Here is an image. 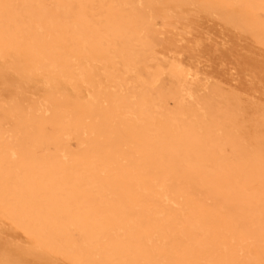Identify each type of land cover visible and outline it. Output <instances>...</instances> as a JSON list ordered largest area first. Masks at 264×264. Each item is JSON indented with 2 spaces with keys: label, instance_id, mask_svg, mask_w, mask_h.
Segmentation results:
<instances>
[{
  "label": "bare ground",
  "instance_id": "1",
  "mask_svg": "<svg viewBox=\"0 0 264 264\" xmlns=\"http://www.w3.org/2000/svg\"><path fill=\"white\" fill-rule=\"evenodd\" d=\"M193 9L264 34V0H0V264H263L262 163L164 25Z\"/></svg>",
  "mask_w": 264,
  "mask_h": 264
},
{
  "label": "rangeland",
  "instance_id": "2",
  "mask_svg": "<svg viewBox=\"0 0 264 264\" xmlns=\"http://www.w3.org/2000/svg\"><path fill=\"white\" fill-rule=\"evenodd\" d=\"M54 2L55 0H48L49 4ZM173 15L170 19L162 20L165 21L164 25L181 35L184 41V48H181L183 62L186 68L190 66L193 69L191 79L194 81L192 83L196 84L194 94L197 97L202 94L205 85L212 95L214 92L221 94V106L227 110V114H222L221 121L213 128L211 139L225 137L233 132L234 136L239 134V143L248 142V156L256 163L261 162L264 171V136L250 138L254 131L264 134V34L259 35L254 30L233 25L232 21L222 14L193 9L186 15ZM199 37L203 39L202 49L193 48L186 43ZM7 78L4 77L0 81L9 86L10 80ZM172 89L171 83L166 80L164 92L170 93ZM106 95H100L101 110L110 106ZM168 101L169 110H180L175 95ZM189 102L186 97L184 103ZM182 111L188 112L184 109ZM229 127L230 133L227 132ZM258 152L262 154L260 157L257 156ZM222 160L231 166L236 163L238 156L227 151L225 156L222 155ZM255 165L252 166L253 169L248 168V172L256 170ZM260 172L256 171L255 175ZM248 185L250 193L259 197V200L254 199L255 205L248 211V222L255 221L264 229V181L253 177L249 183L248 175ZM221 220L223 219L219 221ZM262 261L264 264V257Z\"/></svg>",
  "mask_w": 264,
  "mask_h": 264
}]
</instances>
